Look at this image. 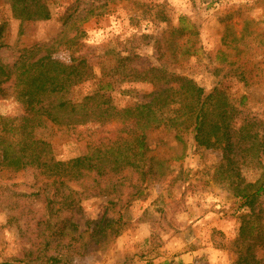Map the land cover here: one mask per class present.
<instances>
[{
	"label": "trees",
	"instance_id": "trees-1",
	"mask_svg": "<svg viewBox=\"0 0 264 264\" xmlns=\"http://www.w3.org/2000/svg\"><path fill=\"white\" fill-rule=\"evenodd\" d=\"M11 5L21 20L53 16L52 0H11ZM106 6H91L85 14L78 7L67 8L60 16L63 27L51 42L13 62L0 55V155L6 154L15 171L32 173V187L37 186L25 191L0 181V210L15 211L12 221L29 245L23 259L28 264H70L75 256L109 251L125 230L121 210L132 204L136 188L147 176L157 180L165 169L163 161L148 156L145 132L163 127L176 130L179 139L181 130H191L199 145L222 149L219 178L253 217L240 225L232 242L233 264H264V179L249 181L243 174L247 165L263 166L264 122L237 107L224 91H207L161 58L120 54L105 67L108 73L99 75L96 58L104 55L84 40L81 25L102 15ZM180 20L188 21L185 16ZM5 31L3 21L0 50L8 46ZM64 49L71 50L68 59L60 55ZM90 80L95 89L75 93ZM117 81H144L153 88L135 91L131 104L118 107L111 99ZM48 122L77 137L86 134L91 138L87 151L59 159L52 144L36 134ZM87 194L108 197L109 206L92 230L81 231L75 215ZM116 207L118 217L110 215Z\"/></svg>",
	"mask_w": 264,
	"mask_h": 264
},
{
	"label": "rangeland",
	"instance_id": "rangeland-1",
	"mask_svg": "<svg viewBox=\"0 0 264 264\" xmlns=\"http://www.w3.org/2000/svg\"><path fill=\"white\" fill-rule=\"evenodd\" d=\"M105 2L102 15L81 25L84 40L104 55L96 58L99 75L108 73L105 67L120 54L161 58L207 91H224L237 107L264 122V0H52V18L40 21L14 17L11 0H0V23L6 22L8 44L0 50L1 57L13 62L23 52L34 53L51 42L63 27L60 16L67 8L78 7L85 14L87 8ZM181 16L188 21L181 23ZM61 52L68 59L71 50ZM96 87L90 80L75 93L85 95ZM152 88L144 81H117L112 103L131 104L135 91ZM145 132L148 156L163 161L165 169L157 180L147 176L132 204L121 210L127 224L110 250L75 256L70 264H233L232 242L240 225L251 223L253 217L219 178L222 149L199 145L191 130H181L182 139L174 129ZM36 134L52 144L59 159L84 154L91 141L86 134L77 137L51 122ZM243 174L249 181L264 179V161L260 167L245 166ZM0 181L25 191L37 187H32L33 174L15 171L5 153L0 155ZM108 202L106 196H83L81 212L75 215L81 231L97 225ZM14 213L9 207L0 210V262L28 264L23 258L29 245L12 221ZM110 215L118 217L119 207Z\"/></svg>",
	"mask_w": 264,
	"mask_h": 264
}]
</instances>
